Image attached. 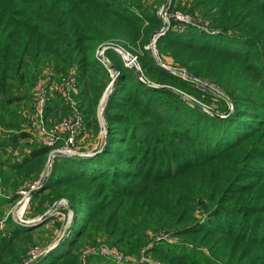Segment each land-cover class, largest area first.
Here are the masks:
<instances>
[{
	"label": "trees",
	"instance_id": "1",
	"mask_svg": "<svg viewBox=\"0 0 264 264\" xmlns=\"http://www.w3.org/2000/svg\"><path fill=\"white\" fill-rule=\"evenodd\" d=\"M163 1L0 0V219L50 152L26 131L43 71L74 70L85 144L104 128L91 155L53 156L32 194L29 218L61 198L73 212L67 236L34 264H120L98 252V239L159 262L124 264H264V0H171L172 11H199L211 32L171 20L153 52ZM105 44L135 57L140 76L113 47L99 60ZM166 57L189 80L163 67ZM110 70L118 76L101 129ZM45 114L52 124L72 111L55 92ZM47 221L8 219L0 264L21 263ZM156 232L177 240L151 239Z\"/></svg>",
	"mask_w": 264,
	"mask_h": 264
},
{
	"label": "built area",
	"instance_id": "2",
	"mask_svg": "<svg viewBox=\"0 0 264 264\" xmlns=\"http://www.w3.org/2000/svg\"><path fill=\"white\" fill-rule=\"evenodd\" d=\"M170 2L171 0L159 8L160 10L158 11V15L163 19L165 26H163V28L155 35L156 37L166 31L171 23V20H174L177 23L180 22L182 25H193L207 33L211 32V30L208 29L206 25L199 22L195 23V20H193V18L187 14H184V16L183 13L177 10L169 12L168 10ZM153 50H155V47H153ZM97 55L99 56V49L97 50ZM123 59L125 60L124 57ZM133 60L135 63V57H133ZM164 64L161 65L171 70L173 73H178L181 78L189 80L185 71H180V69L172 70L171 67L165 66ZM110 76L111 80L105 88V95L108 94L110 86H112V81L118 76V72L110 70ZM195 80L196 79H192V81ZM76 85L77 80L73 69H71L67 74L61 75L59 78L54 77L52 71L46 70L38 76L31 90L34 108L32 113L28 114L30 122L26 131L36 142L49 147L50 152L39 175L33 181L27 183V185L19 188L17 191L18 198L14 201L11 207L8 208L4 217L0 219V235L2 230H4L5 222L8 219H10L13 223L28 226L50 217L54 222L57 223L58 226L51 242L44 247H31L27 251L26 256L20 264H34V262H36L42 255H44L51 248L55 247L62 238L67 236L69 227L71 226L73 220V212L69 208L68 200L65 198H61L52 204H48L47 209L43 214L35 218L27 217V213L30 208L32 192H35L41 188L42 184L48 178L51 171L52 157L56 155L82 157L89 156L92 154V150L95 149L98 144H100V141H98L91 147V149H84L86 147V144L84 143L86 133L85 125L75 100ZM55 92L62 95L65 101L69 103L72 115L62 119L61 121L48 124L45 114L46 106L49 99ZM101 109L102 104L100 100L97 112L99 119ZM81 132L82 135L79 137ZM161 238L171 240L168 235L165 234L158 235L155 237V240H159ZM149 246L151 245L149 244ZM97 250L102 255H111L117 259L120 264L123 263L121 259V257H123L122 254H120L115 248L110 250L101 246ZM89 251L96 252L93 248Z\"/></svg>",
	"mask_w": 264,
	"mask_h": 264
},
{
	"label": "rangeland",
	"instance_id": "3",
	"mask_svg": "<svg viewBox=\"0 0 264 264\" xmlns=\"http://www.w3.org/2000/svg\"><path fill=\"white\" fill-rule=\"evenodd\" d=\"M168 1H170V0H164L163 1V4L165 5V3H167ZM191 1L192 0H177V2H179L180 3V5L181 6H185V7H190V4H191ZM171 3V2H170ZM162 4V5H163ZM161 5V6H162ZM160 6V7H161ZM160 9H158V11H159ZM169 12H171L172 10H170V7H169V10H168ZM177 11H180L181 13H183V15L184 14H187V15H189L190 17H192L193 18V20H195L194 22L195 23H202V24H204V25H207L208 23H209V20L207 19V18H205V17H203L202 16V14L201 13H199V11H197V10H195L193 13L194 14H192L191 12H186V11H188V10H181V9H179V10H177ZM185 16V15H184ZM198 16H201V17H198ZM161 17V16H160ZM178 23H180V22H178ZM155 46V45H154ZM153 46V47H154ZM148 47V46H147ZM153 49V48H152ZM153 52H155L154 50H153ZM165 64L164 63H161V64H164L165 66H168V67H171V65L172 64H170V59L169 58H165ZM137 66V65H136ZM181 71V70H180ZM194 79H196V78H194ZM196 80H198V82L199 83H201L202 81L201 80H199V79H196ZM31 91V90H30ZM103 95H104V92H103V94H102V96H101V98L103 97ZM101 98H100V100H101ZM183 99L184 100H186L187 102H196V103H199L200 104V102L199 101H197L196 99H194L193 97H191L190 95H187V94H183ZM98 107H99V104H98ZM97 107V108H98ZM104 108V107H103ZM27 110V109H26ZM24 112H26V111H24ZM102 112H103V109H101V114H100V119L98 118V115H97V118H98V122H99V126H100V128L102 129L103 128V123H104V120H103V116H102ZM53 123V122H52ZM104 129V128H103ZM102 129V130H103ZM99 131V133H98V135H97V137H91L90 139H89V141L87 142V144H86V146L88 147L87 149H90L93 145H95V143L96 142H98L99 140H100V138H102V135H103V131ZM39 175V174H38ZM37 175V176H38ZM0 193H3V191H2V187H1V178H0ZM66 199V198H65ZM14 203V202H13ZM13 203H11L6 209L8 210V208H10L11 207V205L13 204ZM45 204H47V202L45 203ZM6 210V211H7ZM29 210L31 211V209L29 208ZM29 212V211H28ZM56 223V222H55ZM55 223H53L52 221H47L43 226H42V228L41 229H39L38 230V232H36L35 234H34V236H33V241L35 242V245L36 246H41V247H44V246H46L49 242H51V240L53 239V237H54V235H55V232H56V230H57V227H56V224ZM52 233V234H51ZM163 233H165V232H156V234H150L149 235V237L151 238V239H154L155 237H157L158 235H160V234H163ZM165 235H168V234H165ZM52 237V238H51ZM171 239V241H175V240H177L176 238H174V237H171L170 238ZM102 240H99L98 239V242H99V247H106L107 249H116L117 247L116 246H111V245H108V244H101L100 242H101ZM34 246V245H33ZM32 247V246H31ZM30 248V247H29ZM119 249V248H118ZM29 250V249H28ZM27 250V251H28ZM117 250V249H116ZM120 254H122V256L123 257H121V259H122V261H123V263L122 264H124V262H127V263H135V262H137L138 261V259H147V260H149V261H152V262H156V263H159L158 261H155V260H153L149 255L147 256V255H145V254H139V256L138 257H136V256H127V255H125L123 252L121 253L119 250H117ZM26 254H27V252H26ZM26 256V255H25ZM119 259V258H118ZM20 264V263H19Z\"/></svg>",
	"mask_w": 264,
	"mask_h": 264
},
{
	"label": "water",
	"instance_id": "4",
	"mask_svg": "<svg viewBox=\"0 0 264 264\" xmlns=\"http://www.w3.org/2000/svg\"><path fill=\"white\" fill-rule=\"evenodd\" d=\"M164 26H165V24H164ZM155 34H157V33H154V34L152 35V37H151V39H150V42H149V44H148V47H152V48H153L154 43H155V41H156V39H157V37L154 36ZM109 47H113V48H115L117 51H119V52L121 53V55L125 58V65H126V66H130V67H132V68L135 70L136 75H137L138 77L140 76V72H139V70L137 69L136 64L134 63L133 57L130 56L128 53L124 52L121 48H119L118 46H116V45H114V44H105V45H102V46L99 48V56H98V59H99V60H102V59H103V54H102V53H103V51H104L106 48H109ZM114 81H115V80L112 81V85H113ZM107 96H108V95H105V94H104L103 97L101 98L102 109H103V107L105 106V101H106ZM103 98H105L104 103L102 102V99H103ZM33 193H34V192H32V194H33ZM69 208L72 209V207H71L70 205H69ZM53 249H54V247L51 248L50 251L53 250Z\"/></svg>",
	"mask_w": 264,
	"mask_h": 264
},
{
	"label": "bare ground",
	"instance_id": "5",
	"mask_svg": "<svg viewBox=\"0 0 264 264\" xmlns=\"http://www.w3.org/2000/svg\"><path fill=\"white\" fill-rule=\"evenodd\" d=\"M104 101H105V98L102 99V102H103V103H104Z\"/></svg>",
	"mask_w": 264,
	"mask_h": 264
}]
</instances>
